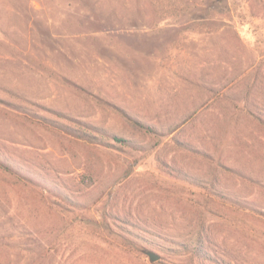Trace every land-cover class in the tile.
Listing matches in <instances>:
<instances>
[{
  "label": "rangeland",
  "instance_id": "374dc122",
  "mask_svg": "<svg viewBox=\"0 0 264 264\" xmlns=\"http://www.w3.org/2000/svg\"><path fill=\"white\" fill-rule=\"evenodd\" d=\"M0 264H264V0H0Z\"/></svg>",
  "mask_w": 264,
  "mask_h": 264
},
{
  "label": "water",
  "instance_id": "95a60500",
  "mask_svg": "<svg viewBox=\"0 0 264 264\" xmlns=\"http://www.w3.org/2000/svg\"><path fill=\"white\" fill-rule=\"evenodd\" d=\"M147 254L151 261H157L160 259V255L154 251H148Z\"/></svg>",
  "mask_w": 264,
  "mask_h": 264
}]
</instances>
